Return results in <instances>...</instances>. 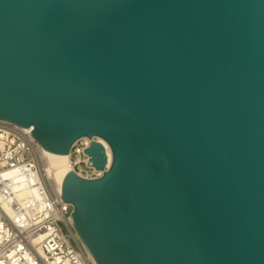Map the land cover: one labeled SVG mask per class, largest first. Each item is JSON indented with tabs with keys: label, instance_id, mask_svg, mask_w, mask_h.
I'll return each instance as SVG.
<instances>
[{
	"label": "water",
	"instance_id": "95a60500",
	"mask_svg": "<svg viewBox=\"0 0 264 264\" xmlns=\"http://www.w3.org/2000/svg\"><path fill=\"white\" fill-rule=\"evenodd\" d=\"M0 119L110 145L62 183L96 264H264V0H0Z\"/></svg>",
	"mask_w": 264,
	"mask_h": 264
},
{
	"label": "built area",
	"instance_id": "2783aa9c",
	"mask_svg": "<svg viewBox=\"0 0 264 264\" xmlns=\"http://www.w3.org/2000/svg\"><path fill=\"white\" fill-rule=\"evenodd\" d=\"M92 140L98 137H82L70 151L71 170L86 178L104 172L85 153ZM72 209L33 127L0 119V264H96L75 229Z\"/></svg>",
	"mask_w": 264,
	"mask_h": 264
},
{
	"label": "bare ground",
	"instance_id": "6f19581e",
	"mask_svg": "<svg viewBox=\"0 0 264 264\" xmlns=\"http://www.w3.org/2000/svg\"><path fill=\"white\" fill-rule=\"evenodd\" d=\"M83 139L88 141L90 138L85 136L83 137ZM98 140L101 141L107 149V153L109 156V165H110L112 162V149L110 145L108 144V142L104 140L103 138L98 137ZM44 154L47 159L48 165L50 166L51 170L53 171L55 175V179L57 181L58 187L61 190L64 177L67 174V172H69L72 168L70 164V153L69 154H59V153H54V152L44 149ZM21 180L22 179L16 180L17 182L15 184L16 190L22 189Z\"/></svg>",
	"mask_w": 264,
	"mask_h": 264
}]
</instances>
